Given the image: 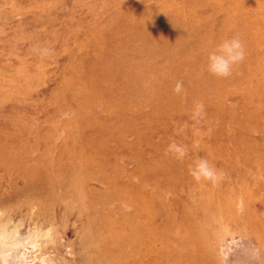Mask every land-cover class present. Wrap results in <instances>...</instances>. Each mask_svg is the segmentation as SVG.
Returning <instances> with one entry per match:
<instances>
[{
	"label": "rangeland",
	"instance_id": "rangeland-1",
	"mask_svg": "<svg viewBox=\"0 0 264 264\" xmlns=\"http://www.w3.org/2000/svg\"><path fill=\"white\" fill-rule=\"evenodd\" d=\"M0 228L4 264H264V0H0Z\"/></svg>",
	"mask_w": 264,
	"mask_h": 264
},
{
	"label": "clouds",
	"instance_id": "clouds-1",
	"mask_svg": "<svg viewBox=\"0 0 264 264\" xmlns=\"http://www.w3.org/2000/svg\"><path fill=\"white\" fill-rule=\"evenodd\" d=\"M244 59V46L239 35H236L230 39L223 40L216 49L209 54L207 71L210 75L217 78H227L232 74L233 67L241 63ZM173 92L178 95L183 92L182 82H177L175 84ZM204 115V105L202 103H196L191 119L195 121V123H199ZM184 127H186V125ZM184 127L179 128L177 134L183 132ZM165 154H171L175 159L182 162L188 155V149L186 146L177 144L176 141L173 140L165 149ZM188 171L189 175L197 183L207 181L215 185L221 179V173L210 164L208 159L202 157H197Z\"/></svg>",
	"mask_w": 264,
	"mask_h": 264
},
{
	"label": "bare ground",
	"instance_id": "bare-ground-1",
	"mask_svg": "<svg viewBox=\"0 0 264 264\" xmlns=\"http://www.w3.org/2000/svg\"><path fill=\"white\" fill-rule=\"evenodd\" d=\"M88 171V170H87ZM78 173H79V171H78ZM84 173V172H83ZM82 175V174H81ZM63 176V175H62ZM85 176V175H84ZM82 177V176H81ZM64 179V178H63ZM62 179V180H63ZM56 181V180H55ZM66 181V180H65ZM58 182V181H57ZM60 182V181H59ZM63 182V181H62ZM64 183V182H63ZM62 183V184H63ZM50 184V183H49ZM52 184V183H51ZM61 184V183H60ZM75 184H76V182H75ZM35 185V184H34ZM58 185V184H57ZM48 186H50V185H48ZM73 186V185H72ZM76 186V185H75ZM61 187V186H60ZM67 187V186H66ZM69 187V186H68ZM68 187H67V189H68ZM71 187V186H70ZM62 188V187H61ZM82 188V187H81ZM89 188H91V187H89ZM89 188L87 187V189L89 190ZM30 189V188H29ZM83 189V188H82ZM92 189V188H91ZM93 189H94V187H93ZM33 190V189H32ZM39 190V189H38ZM54 190V189H53ZM63 190V189H62ZM78 190V189H77ZM79 190H81L80 188H79ZM86 190V189H85ZM96 191H97V189H95ZM40 191H41V193L38 195L37 194V196H36V198L35 199H37V200H41V199H45L44 197H46V195H45V193H46V191H47V189H46V185L44 184V183H41V185H40ZM50 191H52L51 190V186H50ZM59 191V190H58ZM65 191H66V189H65ZM72 191V190H71ZM87 191V190H86ZM90 191V190H89ZM48 192V191H47ZM64 192V191H63ZM68 192H69V190H68ZM73 192V191H72ZM82 192V191H81ZM29 193H30V191H29ZM56 193V192H55ZM66 193H67V191H66ZM86 193V192H85ZM52 194V193H51ZM30 195V194H29ZM49 195V194H48ZM54 195V194H53ZM52 195V196H53ZM59 195V194H58ZM64 195H66V194H64ZM68 195V194H67ZM75 195V194H74ZM80 195V194H79ZM85 195H87V193L85 194ZM52 196H51V198H52ZM62 196H63V194H62ZM78 196V195H77ZM83 196V195H82ZM88 196V195H87ZM93 196V195H92ZM49 197V196H48ZM90 197V196H89ZM54 198V197H53ZM66 198V197H65ZM91 198V197H90ZM25 199V198H24ZM57 199V198H56ZM63 199V198H62ZM61 199V200H62ZM37 200L35 201V203L37 204ZM80 200V199H79ZM50 201V200H49ZM68 201V200H67ZM95 201V200H94ZM43 202V201H42ZM34 203V202H33ZM52 203H53V200H52ZM24 204V203H23ZM65 204V203H64ZM39 205V204H38ZM42 205V204H41ZM94 205V204H93ZM18 206V205H17ZM40 206V205H39ZM49 207H51V206H49ZM68 207V206H67ZM19 208V207H18ZM36 208V207H35ZM38 208V207H37ZM43 208V207H42ZM46 208V207H45ZM69 208V207H68ZM39 209V208H38ZM37 209V210H38ZM42 210V209H41ZM40 210V211H41ZM48 210V209H47ZM46 210V211H47ZM35 211V210H34ZM33 211V212H34ZM43 211V210H42ZM44 211H45V209H44ZM45 211V212H46ZM21 212V211H20ZM29 213V212H28ZM25 214V213H24ZM42 214H43V212H42ZM32 215V214H31ZM34 215V214H33ZM25 216V215H24ZM31 218V217H30ZM32 219H34V218H32ZM91 227V226H90ZM0 229H2V228H0ZM0 232H2L1 230H0ZM43 232V231H42ZM3 233H1L0 234V240L2 239V237H3V235H2ZM146 234H147V232H146ZM6 236V235H5ZM8 248V247H7ZM4 257H5V251H3L2 249H0V264H4ZM106 258V257H105ZM108 258V257H107ZM111 258V257H110ZM113 258L115 259V256L113 255ZM113 259V260H114ZM107 260V259H106ZM110 260V259H109ZM116 260H119L117 257H116ZM93 261V260H92ZM115 261V260H114ZM189 262V261H188ZM115 263V262H114ZM119 264V263H118ZM158 264V263H157ZM212 264V263H211ZM215 264V263H214Z\"/></svg>",
	"mask_w": 264,
	"mask_h": 264
}]
</instances>
